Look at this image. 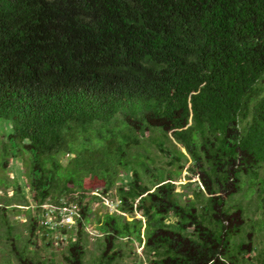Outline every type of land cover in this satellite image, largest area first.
Listing matches in <instances>:
<instances>
[{"label":"trees","instance_id":"1","mask_svg":"<svg viewBox=\"0 0 264 264\" xmlns=\"http://www.w3.org/2000/svg\"><path fill=\"white\" fill-rule=\"evenodd\" d=\"M0 121V166L8 156L26 172L0 190L10 183L24 199L28 188L36 209L79 208L74 234L54 229L68 234L65 264H87L89 204L110 192L119 204L95 216V264L122 258L123 240L147 264H246L253 232L237 241L245 212L229 203L264 164V0H0ZM144 138L178 169L139 153ZM183 169L198 174L184 204L173 181ZM10 206L0 202V226L16 241ZM28 217L25 250L11 244L12 254L54 264L26 255L54 233Z\"/></svg>","mask_w":264,"mask_h":264},{"label":"rangeland","instance_id":"2","mask_svg":"<svg viewBox=\"0 0 264 264\" xmlns=\"http://www.w3.org/2000/svg\"><path fill=\"white\" fill-rule=\"evenodd\" d=\"M8 131V127L5 124H2L0 121V140H4L3 136ZM166 150L169 151L174 157L180 159V163L185 164L186 167L190 166L189 156L184 152L182 147L172 140L166 141ZM139 153L150 157L154 161V166L163 168L165 170H170L171 172L176 171L177 164L175 163L172 166H169L166 162L170 160V158L165 157L161 154L153 144L148 142V139L144 138L142 141L141 147L138 150ZM7 158V167L2 168L0 166V180L4 179V177L10 181L15 182L18 180L19 183H24L23 175H25V166L21 161L15 162L14 159L10 157ZM67 158L64 157L62 159V163H66ZM23 172V175L21 174ZM198 174H193L190 171H185V169L181 170L179 175H173L174 181V195L182 204L187 203L188 200H193V190L195 189V185H189L188 178H194L195 180ZM264 164H262L261 169L258 171L257 177H255V181L253 184L248 185L247 183L241 189V192L234 196L233 201L229 204H237L241 205L244 209L243 214V225L241 226L239 237L236 238L237 241L243 240L246 238V234L249 231H252L251 235V244L250 251L246 254L250 256L251 259L246 261V264H264V226L260 222L261 210L262 206L261 198H264ZM261 181V186L260 182ZM247 182V181H246ZM119 183H117L118 185ZM250 187L249 190L246 191V188ZM3 186L0 185V189ZM261 189V191H260ZM100 187H95L87 193L88 197L84 200L83 205L85 203L91 201V196L94 194L97 195L101 191ZM114 192H110L102 199L101 201L90 202L89 208L91 210L88 215V222L85 225V233H86V254L85 261L87 264H95L97 257L100 254V240L101 235L96 230V225L94 223L95 216H101L102 214L108 213L112 214L116 212V207L118 206V200L113 195ZM90 196V197H89ZM10 200L11 206L6 212L7 221L10 226H12V237L13 235L18 236L16 241H11L8 239L7 228L5 226H0V264H19L14 255L12 254L11 244H16L19 251H22L25 247L26 240L29 237L27 231V224L29 217L28 215L38 216V225L40 226V219L43 218L44 209H36L31 203L30 195L28 192V188H25V196L24 199L14 193L13 186L9 183L6 190H0V202ZM24 200L29 203V207H26L27 203H24ZM86 203V204H87ZM198 207V206H197ZM14 208V209H13ZM120 214V213H118ZM40 215V216H39ZM125 218H135L140 219L139 214L125 215ZM228 225V224H227ZM77 224L71 227H65L67 231H72L75 233V228ZM44 233V232H43ZM45 235V239L43 236ZM44 233L38 234L36 237L32 239V245H28L26 249V255L30 258L33 257L35 260L47 261L51 260L54 264H65L64 255H65V246L67 242L64 241L68 234L61 233V231L54 232L53 235H49ZM122 242V258L120 257L115 261L114 264H147L146 257L142 253L141 247L137 243H126L127 241L123 240ZM25 250V249H24ZM124 253V254H123ZM241 259V258H240Z\"/></svg>","mask_w":264,"mask_h":264},{"label":"built area","instance_id":"3","mask_svg":"<svg viewBox=\"0 0 264 264\" xmlns=\"http://www.w3.org/2000/svg\"><path fill=\"white\" fill-rule=\"evenodd\" d=\"M41 207L44 209V215L40 219V225L53 232L58 227H71L75 225L80 218L79 208L72 202L67 205L63 203L60 206L45 204Z\"/></svg>","mask_w":264,"mask_h":264}]
</instances>
